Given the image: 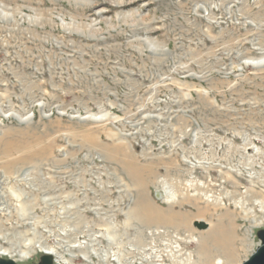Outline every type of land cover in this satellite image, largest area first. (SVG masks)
Wrapping results in <instances>:
<instances>
[{
  "label": "rangeland",
  "instance_id": "1",
  "mask_svg": "<svg viewBox=\"0 0 264 264\" xmlns=\"http://www.w3.org/2000/svg\"><path fill=\"white\" fill-rule=\"evenodd\" d=\"M263 228L264 0H0V257L238 264Z\"/></svg>",
  "mask_w": 264,
  "mask_h": 264
},
{
  "label": "bare ground",
  "instance_id": "2",
  "mask_svg": "<svg viewBox=\"0 0 264 264\" xmlns=\"http://www.w3.org/2000/svg\"><path fill=\"white\" fill-rule=\"evenodd\" d=\"M226 233L227 232L223 231L222 229L215 230V232L210 233L211 235L208 233L209 234L208 235L209 236L208 239H210V242H212V241L214 242V245H213V243H212V245H213L214 248H216L218 250V252H223L227 256L226 259L228 261H232V260H235L233 248H232L231 242H230V241H232L233 238L232 239L230 238V236H231L230 232L227 233V234ZM224 234H226V236ZM234 237H235V235H234ZM200 244H202V243H200ZM204 244L207 245L208 244V240L205 241ZM42 252L49 253V254H52V255L56 256V253H55L56 251L53 250L52 248H45V249L42 250ZM23 258L25 259V261H27L30 258V256H26V257H23ZM55 259H57V258H55ZM57 261L58 260H55L56 264H57ZM58 264H60V263L58 262ZM216 264H224V261L222 259H218ZM238 264H240V263H238Z\"/></svg>",
  "mask_w": 264,
  "mask_h": 264
},
{
  "label": "water",
  "instance_id": "3",
  "mask_svg": "<svg viewBox=\"0 0 264 264\" xmlns=\"http://www.w3.org/2000/svg\"><path fill=\"white\" fill-rule=\"evenodd\" d=\"M197 224L200 228H207L208 223L204 221H198ZM259 236L262 240V245L244 262L240 264H264V229L259 232ZM0 264H19L12 258H0ZM39 264H54L53 256L45 253L41 256Z\"/></svg>",
  "mask_w": 264,
  "mask_h": 264
}]
</instances>
